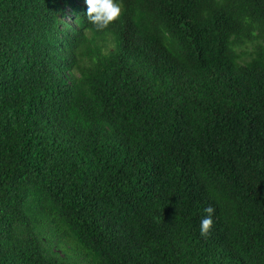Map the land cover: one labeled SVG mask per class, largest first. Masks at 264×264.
<instances>
[{"label":"trees","instance_id":"obj_1","mask_svg":"<svg viewBox=\"0 0 264 264\" xmlns=\"http://www.w3.org/2000/svg\"><path fill=\"white\" fill-rule=\"evenodd\" d=\"M74 1L0 0V264H264V0Z\"/></svg>","mask_w":264,"mask_h":264},{"label":"clouds","instance_id":"obj_2","mask_svg":"<svg viewBox=\"0 0 264 264\" xmlns=\"http://www.w3.org/2000/svg\"><path fill=\"white\" fill-rule=\"evenodd\" d=\"M87 4L86 19L94 24L97 29H104L108 27L109 24L114 23L122 15V5L117 3L116 0H85ZM78 7L80 10L83 9V4L79 3ZM220 34L213 36V43L210 45L209 49H206L205 53L213 54L216 52L226 51L227 48L232 49L234 52H237L233 49L230 44L225 46H214L213 44L216 41H219ZM216 45V43H215ZM213 48V49H212ZM212 49V50H211ZM206 215L202 218L200 223V235L207 237L210 235L214 221L213 215L215 212L214 207L209 205L204 209Z\"/></svg>","mask_w":264,"mask_h":264},{"label":"bare ground","instance_id":"obj_3","mask_svg":"<svg viewBox=\"0 0 264 264\" xmlns=\"http://www.w3.org/2000/svg\"><path fill=\"white\" fill-rule=\"evenodd\" d=\"M79 3L83 4V9L80 10L79 8V11L78 12H81L83 10H86L87 9V4H86V1L85 0H75L74 1V4L75 5H79ZM75 18V13H73L69 8L68 6H64V10H63V15H62V21L68 23L69 25H71V23H73V19Z\"/></svg>","mask_w":264,"mask_h":264}]
</instances>
